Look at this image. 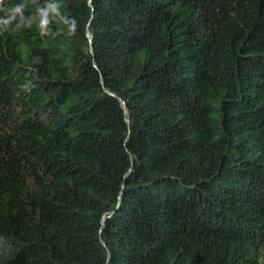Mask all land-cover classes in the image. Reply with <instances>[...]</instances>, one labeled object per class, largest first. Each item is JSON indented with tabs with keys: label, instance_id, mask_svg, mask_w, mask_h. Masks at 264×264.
Here are the masks:
<instances>
[{
	"label": "trees",
	"instance_id": "obj_1",
	"mask_svg": "<svg viewBox=\"0 0 264 264\" xmlns=\"http://www.w3.org/2000/svg\"><path fill=\"white\" fill-rule=\"evenodd\" d=\"M0 264H264V0H0Z\"/></svg>",
	"mask_w": 264,
	"mask_h": 264
}]
</instances>
